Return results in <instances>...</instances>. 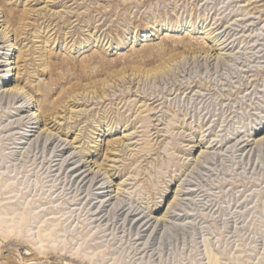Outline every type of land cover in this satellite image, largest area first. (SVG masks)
<instances>
[{"label":"rangeland","instance_id":"1","mask_svg":"<svg viewBox=\"0 0 264 264\" xmlns=\"http://www.w3.org/2000/svg\"><path fill=\"white\" fill-rule=\"evenodd\" d=\"M0 16V82L15 57L27 94L0 85V264H264V0H0ZM88 166L109 178L81 183ZM176 188V218L136 239Z\"/></svg>","mask_w":264,"mask_h":264},{"label":"bare ground","instance_id":"2","mask_svg":"<svg viewBox=\"0 0 264 264\" xmlns=\"http://www.w3.org/2000/svg\"><path fill=\"white\" fill-rule=\"evenodd\" d=\"M1 17V16H0ZM2 20L4 21V22H2ZM2 20H0V22H2V23H6V21L4 20V19H2ZM0 27H1V24H0ZM8 31H7V29H4V27H2L1 29H0V35L3 37V39H5V41L6 40H8ZM7 37V38H6ZM7 42V41H6ZM13 44L14 43H11L10 44V46L12 47L13 46ZM9 52V51H8ZM7 52V53H8ZM12 54V53H11ZM14 58L15 57H8V61H9V63L8 64H5V66L6 65H10V67L8 68V69H10L8 72H9V75H11L12 74V77H11V79L9 80V81H5V79H4V77L6 76V73L2 76L1 75V82H0V85H1V94L2 95H5V96H9L12 100H15V99H17V98H21L22 99V96L23 97H26L27 96V94H25L23 91H22V87H19L18 85H12V84H10V81L12 80V78H13V76L16 74V72H14L16 69H17V67L18 66H16V61L14 60ZM2 66H4V65H2V64H0V67H2ZM0 71H2V70H0ZM124 80H128V78H126V77H121V81H124ZM129 82V81H128ZM104 89H103V92H102V94L104 95V94H106V92H109V89L111 88V85L110 84H106V85H104V87H103ZM108 95V94H107ZM74 99V98H73ZM154 100V99H153ZM158 100H156V101H153V103L152 104H154V103H156ZM31 102H32V104L34 103V101H32V98H28L21 106H19L20 108H18L19 110H22V109H27L28 107H29V105L28 104H31ZM158 103V102H157ZM74 113V112H73ZM41 115V109L37 106V104H33L32 105V107H31V109L29 110V112L27 113V116L26 117H24L23 119H21V121H20V124H22V125H24V126H29V125H31V124H35L36 122H33V120H35V119H37L39 116ZM76 115V114H75ZM151 119V118H150ZM38 121H41V120H38ZM33 128H34V125H31ZM48 129L46 128L45 130H44V132L43 133H45L46 134V141H48V140H50V138L53 136V134L51 133V132H48L47 131ZM31 132H32V130H31ZM25 135V134H24ZM24 135H22V136H24ZM225 140V139H224ZM247 140V139H246ZM246 140H244V141H242L240 144H242L243 145V148H245L246 146H248L249 145V143L248 142H245ZM65 141V140H64ZM262 141H264V131L263 132H261V133H259L258 135H257V137L254 139V143H260V142H262ZM70 142H68L67 144H69ZM96 143V142H95ZM199 144L201 143V141H199L198 142ZM218 143V142H217ZM93 147V146H92ZM195 147H201V144L200 145H196ZM209 148H210V146H208ZM207 147V148H208ZM213 147H215V146H211V148H213ZM65 149V147L64 148H61V149H59V151H63ZM86 155H88V153H81V157H80V159L81 160H83V158H85V156ZM89 156H91V155H89ZM207 156V153L205 152V151H201L200 150V152H199V154H198V156L197 157H195V159L193 160V162H195V164H198L200 161V158H204V157H206ZM73 157H75V156H73ZM72 157V158H73ZM72 158H70V159H72ZM80 160V161H81ZM86 163H90V160L88 161V157H86V159L82 162V164H81V166H77L76 168H75V170H78L79 168H82V167H85L86 166ZM89 168L87 169V170H84V172H82L81 174H79L77 177H79V176H81L82 174H84L85 172H87V171H89V173L83 178V180L81 181V183L83 182V181H85V179L90 175V174H92V177L86 182V183H89L90 182V187L92 186V185H94V184H98V182H101L100 180H98L99 179V177L101 176V175H104V178H109V176L107 175V172H104L103 174H99V172H97V171H94V169H91V166H88ZM86 183H85V185H86ZM110 183H112V180L111 179H109V184L107 185V186H105V187H102V186H100V188L99 189H107L108 187H110ZM84 185V186H85ZM116 185H118V187L120 186V183L119 184H116ZM179 186H181V184L180 185H178V187ZM117 188V187H116ZM117 189H119V188H117ZM108 191H110V190H107L106 192H108ZM118 191V190H117ZM120 191V190H119ZM113 193H114V190L112 191ZM179 192H181V190L180 189H178V188H176V190H174V192H173V194L171 195V196H169L168 198H167V201H166V204H165V210L163 211V209H161L159 212H158V214H157V216H152L151 217V219L150 220H148V221H146L145 223H144V225L138 230V229H136L137 230V235L139 236V238H136V239H142L143 238V236H140V235H142V234H144L145 232H147L150 228H151V225H149L150 224V221L153 219H155V221H156V219H157V217L160 219V223H159V226L162 224V223H164V222H166V219H168V218H176V214H174V215H172L171 214V211H170V208H172V205L175 203V201L177 200V196L179 195ZM100 193H103V192H100ZM117 193V192H116ZM121 195V194H120ZM192 195V194H191ZM105 198V197H104ZM114 198H116V199H118V197H117V194L116 195H113V196H109V198H108V200L105 202V204H103V206H102V208L100 209V211L97 213V215L98 214H100L102 211H105L106 210V207L108 206V205H110V202L112 201V199H114ZM121 202V201H120ZM122 203V202H121ZM122 205V204H121ZM118 206H120L119 204L117 205L116 204V206H115V208H117ZM124 208V206H122L121 207V210ZM120 210V209H119ZM137 210H135V209H133L128 215L129 216H136V215H140L141 214V212H139V213H137L136 212ZM115 215H116V213H114ZM124 214V212L123 213H121L120 215H116L117 216V220L120 218V216H122ZM137 218V217H136ZM144 219V216H142V218H139L138 220H137V222H136V224L137 223H139V222H142V220ZM135 230V231H136ZM157 231L158 230H156V232H155V236L157 235ZM153 239H154V237H153ZM148 247H150V245L149 246H147V247H145L144 248V250L145 249H147ZM143 250V251H144ZM209 264H218V262L216 261V259H214V258H211L210 259V261H209Z\"/></svg>","mask_w":264,"mask_h":264}]
</instances>
